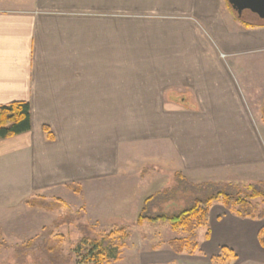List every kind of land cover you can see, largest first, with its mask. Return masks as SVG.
Instances as JSON below:
<instances>
[{
	"label": "crops",
	"instance_id": "0c3cea01",
	"mask_svg": "<svg viewBox=\"0 0 264 264\" xmlns=\"http://www.w3.org/2000/svg\"><path fill=\"white\" fill-rule=\"evenodd\" d=\"M259 23L228 0H0V106L27 102L32 120L0 140V160L20 161L23 200L119 179L127 145L160 171L264 182ZM225 212L210 214L211 239H233L205 255L264 264V220Z\"/></svg>",
	"mask_w": 264,
	"mask_h": 264
},
{
	"label": "rangeland",
	"instance_id": "374dc122",
	"mask_svg": "<svg viewBox=\"0 0 264 264\" xmlns=\"http://www.w3.org/2000/svg\"><path fill=\"white\" fill-rule=\"evenodd\" d=\"M241 16L249 22H260L258 16L250 11L243 12ZM123 150L121 156H124L126 165L125 172L119 179L100 180L95 186L82 189V194L79 195L72 191H64L65 193L55 196L49 193H31L30 199H45L50 203L59 200L68 208L54 211L27 206V200L24 201L25 197H22L25 193L21 190L20 161L15 159L9 163L13 168L11 171L7 169V163L0 160V264H57L51 260L46 245L49 239L56 240L59 237H63L60 241L63 263L66 264L67 260V264H85L87 247L83 245L84 236L78 228L80 224L98 235L115 234L116 244L123 248L120 261L110 264H260L258 254L261 252L253 250L249 251V257H240L231 249L236 255L234 259H227L228 253L224 247L211 254L219 244L230 242L233 238L226 235L211 239L209 225L197 229L196 250H185L178 254L174 252L171 242L187 238L184 231L174 230L168 223L139 226L138 217L145 201L153 195L160 198V195L165 193L180 192L177 193L180 196L176 200L179 204H173V208L170 207L172 204H155V199L149 203L150 214L174 217L191 207L196 196L203 198L215 192L213 189L208 191L206 188H193V185L221 184L223 191L228 194L237 195L243 201H250L254 191H257V194L264 193V182L252 181L253 184L249 183L247 186L242 182L233 184L208 181V178L214 180L215 177L192 179L180 172L160 171V168L151 163L149 148L140 149L127 145ZM178 175H181L180 178L184 181ZM252 201L254 204L264 205L263 198ZM223 210L230 213L223 201L211 205L213 224L217 220L216 214ZM59 219L64 220L61 226L57 223ZM119 230H125V237ZM206 250L211 252L210 255H205Z\"/></svg>",
	"mask_w": 264,
	"mask_h": 264
},
{
	"label": "trees",
	"instance_id": "16d2710c",
	"mask_svg": "<svg viewBox=\"0 0 264 264\" xmlns=\"http://www.w3.org/2000/svg\"><path fill=\"white\" fill-rule=\"evenodd\" d=\"M229 5V4H228ZM230 10L235 15L237 19H243L242 16L238 15L232 7L229 5ZM260 23L264 26V21L260 20ZM263 22V23H262ZM32 129V120H31V111L30 105L27 102H13L8 105L0 106V140L13 138L25 133L30 132ZM48 136H51V132L48 129H45ZM49 136V137H50ZM179 176V175H178ZM181 176V175H180ZM179 176V178H180ZM182 177V176H181ZM184 181L183 178H180ZM213 186L211 184L204 185H193V188L202 190L206 188L208 191L213 189L209 195L201 198L196 196L195 199L190 201L192 204L191 207L184 209L179 212L178 215L174 217L167 216L166 214L161 216H154L150 214L151 206H149L151 201L154 199L156 201L155 204H172L170 207H174L177 205V198L180 196L177 193H165L160 195L161 197L156 198L157 196L153 195L149 197L142 207L139 217H138V225H156L159 223H168L172 226L174 230H182L187 234V238L184 239H175L171 242V246L174 252L180 254L185 250H196L197 244L196 242V231L200 227H207L210 222V209L211 205L217 203L219 201H223V204L230 213L235 214L239 218L243 219H252L263 221L264 220V205L260 203H252V200H256L259 198L264 199V193L254 191L251 195L250 201H243L237 195L228 194L224 190L223 186ZM210 186V187H207ZM69 190H71L75 194H82V187L76 184H71L67 186ZM199 191V190H198ZM211 191V190H210ZM201 193V192H200ZM198 193V194H200ZM27 206L32 208H39L46 211H54L60 208L65 207V205L57 200L53 202H47L45 199H29L26 201ZM174 204V206H173ZM179 204V203H178ZM66 208V207H65ZM171 208V209H172ZM240 208V209H237ZM68 209V208H66ZM64 220L59 219L57 221L58 225L61 226ZM79 230L83 233L84 240L83 245L87 248L86 255H84V263L85 264H110L112 262L120 261L121 259V250L123 246L116 244V239H114L115 234H111L109 236L98 235L92 232L90 229L83 224L78 225ZM116 230V228H115ZM120 231V230H119ZM122 232V233H121ZM125 237V230L120 231ZM1 234V232H0ZM51 236V235H50ZM1 239V235H0ZM59 240V241H58ZM63 240V237H59L56 240L48 241L46 245V251L49 253L51 260L55 263H63L62 260V245L60 241ZM259 242L261 246L264 248V227L261 229L259 233ZM50 244V245H48ZM226 253H228L227 259L236 258L235 253L231 249H227L224 247ZM61 259V262H60ZM59 260V261H58ZM53 262V263H54ZM64 264V263H63ZM67 264V260H66Z\"/></svg>",
	"mask_w": 264,
	"mask_h": 264
},
{
	"label": "water",
	"instance_id": "95a60500",
	"mask_svg": "<svg viewBox=\"0 0 264 264\" xmlns=\"http://www.w3.org/2000/svg\"><path fill=\"white\" fill-rule=\"evenodd\" d=\"M228 2L239 15L245 11H250L264 20V0H228Z\"/></svg>",
	"mask_w": 264,
	"mask_h": 264
}]
</instances>
